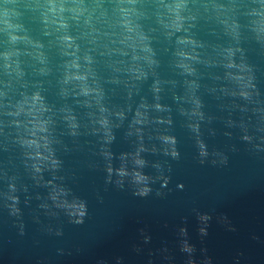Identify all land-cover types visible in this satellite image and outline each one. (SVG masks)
<instances>
[{"label":"water","instance_id":"95a60500","mask_svg":"<svg viewBox=\"0 0 264 264\" xmlns=\"http://www.w3.org/2000/svg\"><path fill=\"white\" fill-rule=\"evenodd\" d=\"M171 2L100 0L65 33L47 0H19L27 39L0 32V264H264L261 5L188 0L177 31L161 22ZM121 6L150 52L124 40ZM77 71L87 80L66 82ZM36 92L46 160L19 111Z\"/></svg>","mask_w":264,"mask_h":264},{"label":"clouds","instance_id":"9594fccd","mask_svg":"<svg viewBox=\"0 0 264 264\" xmlns=\"http://www.w3.org/2000/svg\"><path fill=\"white\" fill-rule=\"evenodd\" d=\"M123 4V0H121ZM128 3L135 4V0H128ZM188 0H172L171 3L164 4L163 7L167 9L166 13H161L160 15L167 16L169 19L167 21L161 20L162 23L165 24L166 27L174 28L179 31L183 27V22L187 17L184 15V11L187 7ZM261 7L259 9H253L252 14L260 17L259 23L264 26V0H259ZM31 6V5H26ZM44 12V19L47 23L56 26L57 31H64L67 33L68 29V20L69 17L66 15L68 13L71 14V19L79 21L81 18H84L86 24H92L93 14L97 11V9L103 8L100 0H96V3L93 7L89 8V6L85 3V0H47ZM120 13L122 19L119 21L121 23L127 35L124 37L125 41H133V47L137 46V43L144 48L146 52H150V47L144 43L147 37L138 31V26L133 22V16L136 15L137 10L134 7H120ZM22 13L19 10V0H0V32H5L9 35L11 41L16 42L21 39H27L26 36H21L19 34L20 29L23 28V25L19 23V17ZM100 16H107V11H101ZM61 40L68 46H73L74 37L69 34H65L61 37ZM78 47V46H77ZM11 53H4V56L7 59L6 67L12 68V62L10 60ZM183 55H188L187 53H183ZM85 59L90 60L91 57L86 56ZM70 67H74L79 69L81 67L80 63L77 60L72 61ZM15 71L19 75H22L21 70L19 69V64L15 68ZM71 80H77L85 82L87 80V74H81L80 72L69 73L66 77V82ZM83 91L85 93L89 92L90 89L85 85L83 87ZM29 105L27 109H24L23 106L20 107L19 111H27L29 114L33 115L34 119L31 121L33 124V128L31 129L32 139H28L25 141L29 147H35L36 151L34 155L40 160L50 159L49 156H45L43 152L40 151V148L43 147L48 149V138L46 136L42 137L44 143L41 145L40 139H36L37 132H47V121H43L39 119V114L45 111V106L43 104L42 97L39 92H36L32 95L30 99L26 98L25 102ZM19 114V113H17ZM50 151V149H49ZM137 163L143 164L142 160H137ZM57 161L52 160V165L56 166ZM36 170L39 171V165L36 166ZM120 174L123 176L126 174L125 169H120ZM135 180L137 183L143 182L146 180L142 174L137 172L135 174ZM63 190H61L62 192ZM143 191H147L145 188ZM59 193L53 197L56 199ZM67 203V202H65ZM72 208H78L81 211V215L83 214V206L82 205H69Z\"/></svg>","mask_w":264,"mask_h":264}]
</instances>
